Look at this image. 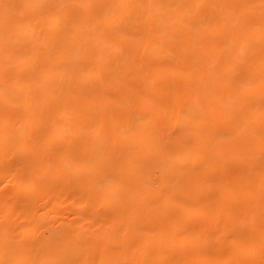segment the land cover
<instances>
[{
    "label": "bare ground",
    "instance_id": "bare-ground-1",
    "mask_svg": "<svg viewBox=\"0 0 264 264\" xmlns=\"http://www.w3.org/2000/svg\"><path fill=\"white\" fill-rule=\"evenodd\" d=\"M10 160L0 264H258L264 0H0Z\"/></svg>",
    "mask_w": 264,
    "mask_h": 264
},
{
    "label": "rangeland",
    "instance_id": "rangeland-1",
    "mask_svg": "<svg viewBox=\"0 0 264 264\" xmlns=\"http://www.w3.org/2000/svg\"><path fill=\"white\" fill-rule=\"evenodd\" d=\"M13 163H14L13 160H10L9 163L7 161H5V162H3V161L1 162L0 161V175H1L0 176V226L1 227H2V225L3 226H7V224H10L11 223L10 225H18L20 228H23V226L26 225V223L20 219L21 215L23 214L22 213L23 212V209H21V208H19L17 206L18 201L16 202L15 201V198H13V197H12L13 199L12 198H8V194L7 193L11 189V184L10 185L7 184L8 182L5 183L6 182L5 178H3L4 181H3V179H1L3 176H6L7 177L9 174H11V172H12L11 169H12ZM23 197L24 196H20V199H19V197H17L16 200H22V199H28L29 200L31 198L30 196H28V197L25 196V198H23ZM7 198H8V200H7ZM11 199H12L13 203H12V201H9ZM40 199L43 202H45V201L50 200L51 197L50 196H41ZM13 204H15V206ZM19 209H21V210H19ZM20 211H21V213H20ZM8 214H10V215L7 216ZM2 215L3 216L5 215V217L7 218V220L5 221L6 223L5 222L2 223V221L4 219V217ZM236 215H237V213H235V212L234 213H229L228 215H226L225 218L224 217L221 218V220H225L226 219V221L227 220L231 221L230 219H234L235 217H237ZM220 223H222V222H220ZM254 226H255L254 224H251V225H245L242 228H234L235 230H233V232L236 233L239 230L251 229ZM225 249H227V248L222 249L221 250V253L227 252V251H225ZM248 260H252V261L253 260L254 261H257L258 260V264H264V254L259 253V252L257 253L255 251H252V253L249 256V259Z\"/></svg>",
    "mask_w": 264,
    "mask_h": 264
}]
</instances>
